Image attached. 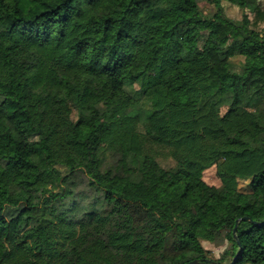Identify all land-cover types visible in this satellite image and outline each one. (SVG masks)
<instances>
[{
	"label": "trees",
	"instance_id": "trees-1",
	"mask_svg": "<svg viewBox=\"0 0 264 264\" xmlns=\"http://www.w3.org/2000/svg\"><path fill=\"white\" fill-rule=\"evenodd\" d=\"M222 2L0 0V264H264V10Z\"/></svg>",
	"mask_w": 264,
	"mask_h": 264
},
{
	"label": "rangeland",
	"instance_id": "rangeland-1",
	"mask_svg": "<svg viewBox=\"0 0 264 264\" xmlns=\"http://www.w3.org/2000/svg\"><path fill=\"white\" fill-rule=\"evenodd\" d=\"M222 9L223 14L233 20V21H240L244 15H247L250 20H254V11L256 9H259L260 11L264 10V0H247L246 7L244 9H240L239 7L229 3V2H222ZM199 7L201 8L202 13L209 17L215 12V8L206 2H199ZM264 17H261L259 19V25L258 27H264ZM243 58L242 57H235L230 59V64L232 65L234 70H237L240 68V66L243 64ZM224 110H222L223 112ZM72 119L75 120L76 116L75 113L72 115ZM146 153L150 156H154L155 159L159 162V164L163 168H168L173 165L172 159L168 156V149L167 147H164L162 145H155V144H145ZM29 148V147H28ZM203 180L212 186H220V182L218 179V176L216 174V168L212 167L208 170H206L203 173ZM247 181L238 180V186L237 188L241 192H247ZM256 218H262L264 217V208L260 211V213L255 215ZM225 232L222 233V236L218 237L216 240L209 242V241H202L201 244L203 248L208 252V255L212 259H220L223 257V253L228 248V243L225 238ZM64 254V253H63ZM231 258H226L225 263L228 264ZM59 260V258H58ZM57 260V261H58ZM31 261L34 263L32 257ZM30 262V263H32ZM57 264V262H56Z\"/></svg>",
	"mask_w": 264,
	"mask_h": 264
},
{
	"label": "water",
	"instance_id": "water-1",
	"mask_svg": "<svg viewBox=\"0 0 264 264\" xmlns=\"http://www.w3.org/2000/svg\"><path fill=\"white\" fill-rule=\"evenodd\" d=\"M248 218H242V219H239V220H247ZM239 220H237L236 222V226H237V223L239 222ZM236 226L233 230V235H235V230H236ZM236 257H237V254L235 255V257L233 258L232 262L229 263V264H234L235 263V260H236ZM186 264H199L197 261H192V262H189V263H186Z\"/></svg>",
	"mask_w": 264,
	"mask_h": 264
}]
</instances>
